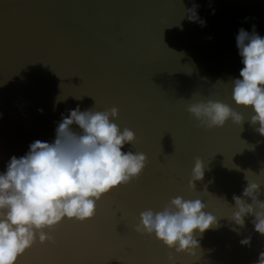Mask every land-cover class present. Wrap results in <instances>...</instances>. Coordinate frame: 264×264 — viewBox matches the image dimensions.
<instances>
[{
  "label": "water",
  "instance_id": "95a60500",
  "mask_svg": "<svg viewBox=\"0 0 264 264\" xmlns=\"http://www.w3.org/2000/svg\"><path fill=\"white\" fill-rule=\"evenodd\" d=\"M193 5L203 25L189 20ZM253 25L264 38V0H0V173L36 140L54 142L77 107L118 108L113 122L136 135L122 151L148 157L139 179L104 196L93 219L65 218L48 233L54 243L37 236L18 264H256L264 236L255 217L243 227L228 218L234 195L251 203L245 171L264 201V136L254 112L232 100L244 67L236 37ZM200 100L228 104L244 122L201 127L187 111ZM197 157L204 178L192 190ZM176 196L200 199L217 216L218 227L195 235L194 256L135 231L142 211Z\"/></svg>",
  "mask_w": 264,
  "mask_h": 264
},
{
  "label": "clouds",
  "instance_id": "9594fccd",
  "mask_svg": "<svg viewBox=\"0 0 264 264\" xmlns=\"http://www.w3.org/2000/svg\"><path fill=\"white\" fill-rule=\"evenodd\" d=\"M196 7L186 10L188 18L203 25ZM236 45L244 67L240 78L231 81L232 100L237 107L254 112L250 122L253 126L258 124L256 131L264 136V38L255 32L254 25L252 34L241 28ZM187 111L199 126L207 129L222 128L229 120L236 125L244 122L239 112L220 101L200 100L191 103ZM118 116L116 107L102 112L81 111L77 107L68 116H62L54 142L36 140L24 156L11 157L6 171L0 173V264H18L19 258L36 243L37 236L41 244L54 243L48 233L65 218L80 223L93 219L97 203L104 196L139 179L148 157L142 152L122 151L125 145L135 144L136 135L128 128L120 130L113 122ZM73 125L80 131H74ZM204 167L197 157L190 189L195 190V181L203 180ZM245 173L243 197L250 198L251 203L234 195V211L228 218L243 227L245 217L254 216L255 231L264 236L261 185L249 181ZM205 209L200 199L176 196L159 211H142L135 231L154 235L170 253L174 250L177 255L194 256L199 248L195 235L202 236L219 226L217 216ZM250 243V237L241 241L242 246ZM169 260H174L171 254ZM256 264H264V251Z\"/></svg>",
  "mask_w": 264,
  "mask_h": 264
}]
</instances>
